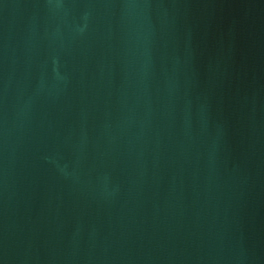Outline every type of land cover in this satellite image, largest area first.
<instances>
[{
  "label": "water",
  "instance_id": "obj_1",
  "mask_svg": "<svg viewBox=\"0 0 264 264\" xmlns=\"http://www.w3.org/2000/svg\"><path fill=\"white\" fill-rule=\"evenodd\" d=\"M0 264H264V0H0Z\"/></svg>",
  "mask_w": 264,
  "mask_h": 264
}]
</instances>
